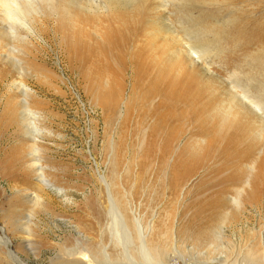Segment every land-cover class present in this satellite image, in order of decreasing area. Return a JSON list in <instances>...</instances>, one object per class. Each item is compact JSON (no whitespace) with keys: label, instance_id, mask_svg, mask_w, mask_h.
I'll return each mask as SVG.
<instances>
[{"label":"rangeland","instance_id":"374dc122","mask_svg":"<svg viewBox=\"0 0 264 264\" xmlns=\"http://www.w3.org/2000/svg\"><path fill=\"white\" fill-rule=\"evenodd\" d=\"M203 1L204 4H198L197 0H187L189 4L182 1L187 5L185 8L182 3L177 5L175 26L190 29L191 40L183 42L194 48L199 57L197 70H193L194 90L200 91L204 103L209 100L211 112L224 99V94H217L218 88L221 94L234 83L241 88L246 85L255 94H264V0ZM149 4L148 11L143 13L148 19L155 14L153 8L158 0ZM125 17L121 21L143 27L142 44L147 47L153 40L148 35L153 32L148 19L145 21L139 14ZM117 20L111 17L105 22L114 28L120 23ZM94 25L91 22L82 27L91 36L86 34L88 37L76 42L72 25L53 26L47 20L41 26L47 35L44 42L32 38L31 43L23 45L24 52L17 54L10 53L6 42L0 46V55L18 57L25 67L17 71L0 58V238L5 239L0 241V264H11L16 253L22 260L16 264H70L74 254L70 250L78 240H87L80 234L100 247L99 228L104 230L111 220L104 215L99 218L103 219L101 226L95 223L93 203L99 200L102 208L106 207V183L113 186L118 198L130 193L128 197L139 207L138 220L145 229L154 223L156 233L176 231L165 236L169 239L162 242L169 245L166 250L178 244L181 251L193 246L212 251L214 240L208 234L223 226L225 241L231 244L232 251L245 255L249 250L246 243L259 238V234L251 235V228L258 231L264 225V188L260 187L264 182L261 180L257 185L258 199L255 198L256 206L250 213L234 212L227 222L215 219L211 228L205 229L200 205L218 190L219 187L213 186L223 179V161L216 160L213 165L190 173L189 166L194 162L182 155L189 144L187 131L178 139L164 141L165 148L160 142L163 138L160 134L165 132L158 135L147 131L144 135V128H150L152 120L145 116L138 118L136 108L146 99L140 97L139 90L132 92L131 73L117 69L107 53L108 38H98L93 33ZM116 35L111 30V36ZM156 42L161 45L163 37L159 36ZM178 43L174 46L182 47ZM166 49H158L160 57L166 56ZM78 52L87 57L94 53L101 60L103 71L98 72L84 62ZM102 53L103 58L98 57ZM182 55L177 59L179 62L176 60L179 65L165 73V78L190 71L187 58ZM203 68L221 78L222 84L204 77ZM125 102L131 108L126 120ZM213 118L209 116L208 120ZM258 156L257 162L263 155ZM213 168H219L220 173L211 172ZM43 180L47 187H42ZM34 194L43 196L35 211L29 203ZM128 218L131 221L130 213ZM131 227H137L134 220ZM108 253L115 259L119 252L111 249ZM241 257L240 264H264ZM165 258L167 262L175 261L178 255L167 254ZM186 260L196 264L189 255ZM100 264H106L105 260L101 258Z\"/></svg>","mask_w":264,"mask_h":264},{"label":"bare ground","instance_id":"6f19581e","mask_svg":"<svg viewBox=\"0 0 264 264\" xmlns=\"http://www.w3.org/2000/svg\"><path fill=\"white\" fill-rule=\"evenodd\" d=\"M149 1L151 0H0V46L6 42L10 53L17 54L24 52L23 45L31 43L32 38L38 42H44L47 35L44 34L41 26H44L47 20H50L53 26L72 25L75 29L72 34L75 35L76 42H81L83 37L91 36V33L87 34L81 28L94 22L96 29H93V33L98 38H108L110 50L107 53L113 59L117 69L122 72L128 70L127 72L131 73L132 92L139 90L142 93L140 97L143 100L146 99L145 103L138 99L141 105L139 104L138 109L136 108L138 118L145 116L152 120L151 127L149 128L147 125L148 128H144L146 129L144 135L165 132V135L160 134L163 135L162 141H160L161 145L163 144L165 148L164 141L178 139L184 134L183 132L187 131L189 144L186 146L185 152L181 154L194 162V165L189 166L190 173L196 168L204 167L205 169L207 164L213 165L216 160L223 161L221 162L224 164L223 179L217 181L214 186L212 185L219 187L218 190L214 192L215 195L206 198L200 205L201 213L206 221L202 226L205 229L208 227L210 229L215 219H223L224 222H227L234 212L245 214L248 210L250 213L256 206L255 198L258 199L255 197L256 188L260 184L259 181L264 182V94H255L246 85L243 88L234 83L228 85L229 87L226 85L227 89L221 94L219 88L217 90V94L222 96L224 94V99L210 112L209 100L204 103L198 94L199 90L196 92L194 90L195 78L193 75L195 73L193 70L196 69L199 57L196 55L197 52L194 53V48L183 42L184 39L185 42L191 40L190 29L183 27L180 30L177 28L178 26H175L177 24L175 21L178 20L175 17L177 5H180L182 1L189 4L188 2L191 0L188 2L182 0L181 3L178 0L179 4L177 0H158V4L153 8L155 14H152L153 16L148 19L143 13L150 8ZM197 2L204 4L205 1L197 0ZM183 3L182 6L185 8L187 5L185 6ZM136 14L142 18L145 17V21L148 19L147 24L151 30L153 29V32L146 31V35L150 34L153 39L147 43V47L142 44L143 27L140 24L130 26L125 20L121 21L127 15ZM111 17L120 21L118 26L112 28L109 22H105V19ZM121 23L123 24L120 25ZM111 30L116 31L118 36H111ZM159 36L163 37L164 42L161 45L159 43L158 46L156 39ZM62 37L64 39L65 35ZM178 41L182 43V47L174 46ZM160 47L167 48L166 51L164 50L167 52L165 57L163 54L164 58L159 55ZM182 54L187 58L190 71L183 70V73L180 72L179 75L173 74L176 76L165 78L163 76L165 73L169 74L176 65H179L176 64V60L180 59ZM78 55L84 62L91 64L96 71H103L101 60L99 61L94 53L90 57L83 56L81 52H78ZM103 56L102 53L98 57L103 58ZM0 58L9 62L11 67L17 71L25 70L24 64L18 57L2 54ZM177 61L179 62V60ZM181 64L186 66V64ZM203 74L204 77L215 80L217 83L223 82L221 78L206 68H203ZM140 97L138 96V98ZM156 98H158L157 103L154 102ZM129 102H125L124 120L130 114ZM209 116L218 118V121L216 122L214 118L209 121ZM220 135L222 136L220 137ZM246 138H250L249 140L253 142L247 141ZM202 150H206V152L201 154ZM189 151L194 155L189 154ZM258 155H263L259 162H257ZM213 170L216 169L213 168L211 172ZM216 171L220 173L219 168ZM40 183L43 188L47 187L46 180L40 181ZM112 187L106 183L108 196L106 207L102 208L99 200L93 203L95 206L93 212L97 216L94 220L95 223L101 226L103 219L100 221L99 218L104 215L111 220L109 226L106 224L104 230L99 228L101 246L94 245L91 238L80 234L87 240H78L75 248L70 250L74 251L70 264H100L101 258L105 260L106 264H192L191 261L186 260L187 255L196 264H240L241 256L252 262L261 260L264 263V225L258 231L251 228V235L259 234L260 236L258 235L259 238L246 243L249 250L245 255L235 254L232 251L231 244L225 241L223 226L208 234L212 235L214 240L212 251H203L196 246L181 251L178 244L169 247L168 251L166 247L169 245L162 242H166L165 236L170 231L165 234L156 233L154 223H149L146 229L141 226L138 220L139 207L134 204L133 199L128 197L130 193L122 198L126 199L123 202L116 196ZM260 187L264 188V183ZM246 188L251 191L245 192ZM230 193L232 196L229 195ZM42 201L43 196L39 194H34L31 197L29 203L33 211L42 204ZM129 213L131 221L128 218ZM133 220L137 225L135 228L131 227ZM170 233H176V231ZM27 235L31 236V233H27ZM3 240L5 242V239L1 237L0 241ZM28 246L30 247V245ZM111 249L119 252L115 259L108 253ZM27 251L29 252V250ZM173 253H177L178 259L167 262L166 255L171 254L173 257ZM16 254L13 255L14 259L11 260V264H16L18 260L22 261Z\"/></svg>","mask_w":264,"mask_h":264}]
</instances>
